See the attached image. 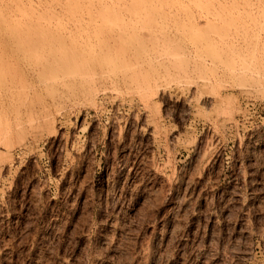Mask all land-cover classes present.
I'll return each mask as SVG.
<instances>
[{"label":"rangeland","instance_id":"rangeland-1","mask_svg":"<svg viewBox=\"0 0 264 264\" xmlns=\"http://www.w3.org/2000/svg\"><path fill=\"white\" fill-rule=\"evenodd\" d=\"M0 264H264V0H0Z\"/></svg>","mask_w":264,"mask_h":264},{"label":"bare ground","instance_id":"bare-ground-1","mask_svg":"<svg viewBox=\"0 0 264 264\" xmlns=\"http://www.w3.org/2000/svg\"><path fill=\"white\" fill-rule=\"evenodd\" d=\"M106 6V5H105Z\"/></svg>","mask_w":264,"mask_h":264}]
</instances>
